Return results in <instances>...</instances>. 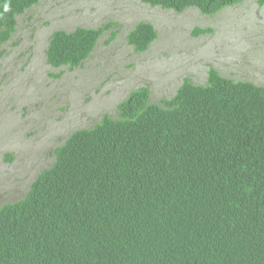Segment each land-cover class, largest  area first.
Masks as SVG:
<instances>
[{
	"label": "trees",
	"instance_id": "1",
	"mask_svg": "<svg viewBox=\"0 0 264 264\" xmlns=\"http://www.w3.org/2000/svg\"><path fill=\"white\" fill-rule=\"evenodd\" d=\"M39 1L0 0V44ZM141 1L215 14L244 0ZM117 25L54 30L48 63L83 65ZM157 37L139 21L127 40L145 52ZM150 94L135 88L118 116L73 131L26 194L0 207V264H264V85L211 66L203 83Z\"/></svg>",
	"mask_w": 264,
	"mask_h": 264
},
{
	"label": "rangeland",
	"instance_id": "2",
	"mask_svg": "<svg viewBox=\"0 0 264 264\" xmlns=\"http://www.w3.org/2000/svg\"><path fill=\"white\" fill-rule=\"evenodd\" d=\"M17 20L12 38L0 44V207L26 194L73 131L94 125L105 113L118 116V104L135 88L148 85L151 101L158 102L185 77L205 82L211 66L233 79L264 85L259 0L215 14L194 7L177 12L141 0H40ZM108 21L118 25L104 30L83 65L48 63L54 30ZM139 21L151 22L158 32L145 52H136L127 40ZM197 26L213 31L194 35Z\"/></svg>",
	"mask_w": 264,
	"mask_h": 264
}]
</instances>
